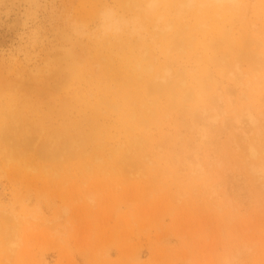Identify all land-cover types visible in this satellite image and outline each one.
Here are the masks:
<instances>
[{"label":"bare ground","instance_id":"6f19581e","mask_svg":"<svg viewBox=\"0 0 264 264\" xmlns=\"http://www.w3.org/2000/svg\"><path fill=\"white\" fill-rule=\"evenodd\" d=\"M117 1L122 13L105 11L101 31L73 41L76 47L54 51V61L41 72L43 79L27 75L25 84L41 87L34 88L37 94H22L23 80L1 75L8 89L0 91V163L4 159V166L31 173L32 178L45 172L58 179L62 170L48 169L68 155L69 166L106 168L119 185L134 176L145 179L147 171L160 166L178 181L203 179L208 208L244 227L246 214L264 212V96H256L257 90L264 92V41L259 45L253 37L256 25L248 14L241 20L246 24L243 32L236 36L232 30L233 14L245 13L246 1ZM127 6L143 15L157 12L162 31L148 40L127 39ZM206 10L224 16L223 26L210 28L211 38L182 29L169 34L168 13L181 18L186 12L200 16ZM108 25L113 35L106 31ZM30 87L26 89L33 90ZM42 94L51 98L41 103ZM71 97L79 101L72 117L64 105ZM164 126L166 132L161 131ZM94 149L99 154L92 157ZM81 158L86 161L81 163ZM40 161L48 162L47 170H41ZM246 255L242 250L223 256L221 264L240 263Z\"/></svg>","mask_w":264,"mask_h":264},{"label":"rangeland","instance_id":"374dc122","mask_svg":"<svg viewBox=\"0 0 264 264\" xmlns=\"http://www.w3.org/2000/svg\"><path fill=\"white\" fill-rule=\"evenodd\" d=\"M245 1L246 12L233 14L232 30L235 35L242 33L246 24L241 20L248 14L247 19L256 25L253 37L259 44L264 41V0ZM97 6L100 10L95 12ZM108 10L122 13L117 0H0V91L8 89L3 86L7 77L10 81L23 80L22 94H37L39 89L34 88L41 87L25 84L27 75L43 79L41 72L54 61L50 57L101 31ZM134 11L127 6L123 14L127 39L148 40L162 31V23L156 22L157 12L143 15ZM223 17L206 10L200 16L186 12L179 18L173 12L166 18L172 25L170 35L182 29L203 39L213 36L211 27L223 26ZM200 23L207 27L199 29ZM106 31L114 34L109 25ZM28 86L33 90L26 89ZM256 96L263 97V89L257 90ZM50 98L42 94L39 101L46 103ZM64 105L72 117L79 101L67 98ZM160 128L162 132L168 130L166 126ZM97 153L90 151L92 157ZM69 157L62 156L53 163L55 166L51 162L48 170L60 169L67 174L60 171L58 179L45 172L32 178L31 173L4 166L2 162H7L1 159L0 172L5 174L0 177V264H221L223 256L233 257L242 250L247 255L237 264H264V212L246 214L241 221L250 218L251 226L243 222L242 227L239 220L228 223L208 208L201 188L206 186L203 179L178 181L159 166L147 171L145 179L134 176L119 185L121 181L115 180L112 171L86 169L90 164L69 166ZM41 163V170H47L48 162ZM114 180L118 184H113Z\"/></svg>","mask_w":264,"mask_h":264}]
</instances>
